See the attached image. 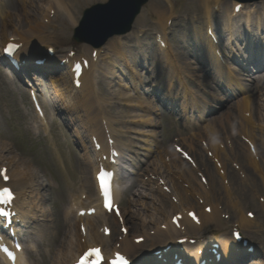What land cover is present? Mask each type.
I'll return each instance as SVG.
<instances>
[{
    "label": "bare ground",
    "instance_id": "obj_1",
    "mask_svg": "<svg viewBox=\"0 0 264 264\" xmlns=\"http://www.w3.org/2000/svg\"><path fill=\"white\" fill-rule=\"evenodd\" d=\"M96 0H40V2L43 3V5L39 6L37 11L35 10H29L31 5L34 3V0H20L19 10H16V12L8 11L7 7H5L3 4L0 3V18L2 19V25L0 27V46L2 47L6 42L9 41V39H19L21 43H23V48L20 51V54L23 59H35L37 58V55H35V52L32 51L35 46L33 44L38 42H45V35L47 37H50L52 33L49 35V26L46 25L41 20V13H43L44 9V3H47V11L48 14L53 9H56V12L61 13V19H55L56 21H51L52 23L56 22L59 25H62L66 30L73 27L77 21H78V12L80 9H82L85 5H90ZM103 2L104 0H97ZM193 4L197 5L194 6L200 10L199 14L195 15V18L200 20L201 18V26H192L190 29L194 31V34H192L193 42L195 40L198 41L199 45L197 46L199 49L204 51L206 55H209L212 57V61L218 66H215V68L222 72L223 75H225L228 79V84L234 85L236 87V91L238 95L243 96L240 100V103L243 100V106L242 113L245 114L249 110L252 112H256V109L253 107L252 103V97L249 98V89L248 87L240 82L239 78L236 76V72L232 71L225 67V65L221 61V57L218 55V52H221L224 54L225 60L231 59L234 56L238 57L244 54V48H247L249 44L256 45V40L259 38L262 41H264V2L260 4H249L245 5L240 15L234 14V8L236 7V3L231 5H224V2L222 0H195L193 1ZM25 8V11L23 10ZM43 11V12H42ZM151 11H153L157 18V26L162 33L163 37H161L160 40V49L163 51L162 56L164 57V60L166 61L167 65L171 69L172 78L171 83L169 81V86H171L173 89H176V86L178 83L184 88V98L185 103L187 106H190V102H193V106L196 105L197 112L199 115V121L205 122V114L203 112H206L209 106H203L197 99L195 98V93L193 89L188 85L187 83V77L184 74V69L181 68L178 64V62L175 61V56L173 54V51L171 49V46L169 44V41L167 40V31H168V20H170L173 15L174 11H172V7L169 5V10L167 8H164L161 3L155 2L152 7ZM218 11V12H215ZM39 12V13H37ZM217 13H220L223 16L222 22V30L218 34V43L216 44L208 35L209 30H212L216 34L215 26H214V17L217 15ZM48 14L45 15V18H48ZM245 26V29L244 27ZM54 28V27H53ZM56 30V28H54ZM57 32V30H56ZM131 36L127 37L130 38ZM181 37H184L185 39L188 38V35L184 32H181ZM194 37V38H193ZM258 39V40H259ZM150 43V38H147L145 40H138L136 41L138 46H130L127 43L122 44L121 38H113L108 43V55L107 60L109 61L106 68L103 70L101 69L99 71V64L102 62H98L99 56L101 60L104 58V50H98L96 53V58L93 57V54L95 53L94 49L90 52V57H86L90 60V68L89 70H84L83 76L81 78L82 86L78 89L74 86L73 82V73H72V67L74 62L80 61L78 58L73 57L70 58L69 56L65 57L64 59L66 61H70V68H71V75L70 78H72V87L70 88L69 93L66 95L67 98H64L65 101L69 104L73 103L75 105V110L72 112L77 114L83 121V123L88 126L91 130H97L102 134V137L104 139V134L102 131V119H104L109 127L110 130L114 134H116L117 129L115 128V124L118 122L115 120L111 114L105 109L108 105H119L117 109L118 116L121 117L122 121H131L133 125H138L133 128L136 132L143 135V138L141 140H138L139 143H141V149L144 150L146 158L153 156L156 151H154L153 145L156 146V139L152 138V136L155 135V132L153 130H150L154 124H150L148 122V118L152 117L150 114L152 111L151 107L152 104L150 101L142 95L141 88L144 85L143 80V73L144 69L143 67V57H140L139 54L143 53L142 47L144 46V41H147ZM165 44V47L162 45V43ZM234 42V44H233ZM243 42V43H242ZM260 42V40L258 41ZM241 43V45H240ZM238 45V47H236ZM125 46V47H124ZM153 46V44H152ZM180 48V47H179ZM133 49H136L138 52L134 51ZM34 50H36L34 48ZM154 54V46L153 50L148 49L146 51V57H150V55ZM183 54V52H178V54ZM204 55V54H203ZM182 55H179V57ZM256 54L249 53V58H255ZM195 57V56H194ZM197 59L200 61L201 59H204L201 57L199 59L198 56H196ZM205 57V55H204ZM214 58V60H213ZM156 59V57L154 58ZM52 60V59H51ZM156 61L160 62L156 59ZM49 67H55V61L52 60ZM40 69H43L42 67H36L34 65H30L27 68H24L26 70V74H30L32 71L39 72ZM46 69V68H45ZM23 70V71H24ZM46 71V70H45ZM99 72V75L105 76L106 83H107V91L109 92V95L102 93L100 94V85L98 83V77L97 73ZM156 73V70L154 71ZM130 75V76H129ZM124 78H127L128 82L125 81ZM203 78H207L203 76ZM54 80V77L51 78ZM64 78H55V81L59 82L62 81ZM54 81V83H56ZM262 79L260 78L258 83H260ZM248 82V81H247ZM162 83H165L164 81ZM40 88V87H39ZM38 86H34L32 89L33 91H36L39 89ZM251 90V89H250ZM254 89L252 88L251 92H253ZM78 93H81L83 96L86 97V100L88 102H91L88 105H82L81 102L78 99ZM171 93L174 94V91L171 90ZM198 98H200L198 96ZM216 99H219L216 97ZM94 100V101H92ZM71 101V102H70ZM61 104L64 107H67L66 104L61 102ZM86 107V109H85ZM263 107V106H262ZM79 110H81L80 115ZM194 108V107H193ZM264 113V112H263ZM246 121L250 123L253 119L246 118ZM37 121H40L43 123L45 130L48 131L49 124L46 123V118L40 119L39 117H36ZM232 118L228 121H221L220 125L224 133H228L234 129L237 128V126L234 124L230 126ZM187 121L189 123H192L193 121L197 122L195 118L188 117ZM101 122V124H100ZM196 124V123H194ZM202 131H200V134L208 135V139L210 142V147L215 151V154L219 156L221 154L219 150V144L221 142V138H219V134L217 133V130L214 127L210 126V122H205ZM128 130L130 131V127H128ZM241 131H248V125L246 123L241 122ZM262 132H264L263 129H261ZM119 132V131H118ZM137 133V134H138ZM200 136H197L196 134L191 135L189 140L190 146L194 144V141L196 138H199ZM126 144L123 143V147L130 148L129 144H135L136 139L131 137H126ZM254 141L258 144L259 142L261 144H264V139L260 136L258 137L256 134L253 136ZM252 138V139H253ZM205 139V138H201ZM134 142H133V141ZM117 141L119 144H121V140L119 137H117ZM253 143V142H252ZM261 146H258L257 154L259 155L261 150V155L264 156V148H260ZM88 151V150H87ZM247 152V151H246ZM55 159V164L57 165V169L59 172L63 175V178H69L67 180L71 179V173L68 172V163L65 161V159L59 154L58 149ZM248 163H250L251 166L256 168L257 172H260V166L253 155V153L250 151L248 152ZM19 156L17 155V150L15 148H12L8 146L6 142L0 141V168L1 167H8L11 177V183L16 185L18 187V193H19V201L16 202L17 207H19L23 212H26L27 214V221H29L32 217L35 218L36 212H39V204L42 201V192H41V186L37 183L35 177H34V171L35 168L31 163H27L26 160L18 159ZM230 159V156H229ZM228 159V160H229ZM227 160V161H228ZM223 168H225L224 164L227 162L225 159L223 160ZM237 162L236 160H234ZM233 161V162H234ZM91 167L88 169V167H85V171L87 174V178L85 180L84 189L88 190H94V195H90L88 198V203L93 204L98 198H97V192H96V182L95 180L93 182H90V177L93 173L96 172L95 164L90 160ZM67 164V166H66ZM240 171H243L242 165L240 167ZM225 173V172H224ZM228 174V175H227ZM232 174V173H231ZM227 175V176H226ZM187 179H184L188 181L189 189L181 188L178 185H175L172 188V194L173 197L177 199V202L174 203L171 201L167 204L160 203L159 208H157L153 214L154 215H139V217L135 216L131 218L130 215V209L129 208H123V216L125 217V223L129 227H131L132 235L129 233L123 240L119 241L120 243V251L129 255L131 258H135L138 256H141L145 252H154V248L159 244H170L171 240H174L176 237H178L181 233L176 230L172 224L171 220L176 213L185 215L181 221L182 225L187 226L191 231H195L198 229L196 225L193 224V222L187 217L186 213H188L192 208L193 201L197 200V197H199L200 200H205L208 204L212 207V213L207 214L205 213L204 208L203 212H199V216H201V223L202 226L209 224L214 225L213 230H215L214 235L217 236L221 234L220 225L222 224V227H224L227 222L222 220V213L220 212V208L216 204L217 202H214L210 199V196L213 194L220 195L222 197V200L226 207L233 208L236 212L239 211L238 216L239 217V223L240 226L244 230H249L254 225V221L249 220L246 215H243V212L239 206V202L241 198H245L246 196L243 195V190L240 187H237L234 185L235 188H231L230 186H226L227 184L231 183V180L229 178L230 173L229 171L225 173L223 176H217L214 174L209 173V186H204L200 183V181L195 177L194 173L189 172L188 174H185ZM264 185V180H262ZM121 183H119V188L121 187ZM242 185V184H241ZM148 186V185H147ZM121 189V188H120ZM151 191H153L151 187ZM239 192L237 198H235L234 192ZM165 200L170 197L168 194L164 195ZM232 196H234L232 198ZM117 201L120 202L122 198V192H117ZM80 198L77 196H73L71 199V202H78ZM87 202V201H86ZM129 205L132 204V201L128 202ZM41 206V204H40ZM260 211L264 212V204L259 205ZM190 207L188 210L186 208ZM133 209V208H132ZM154 210V208H152ZM36 211V212H34ZM45 214H42L44 216ZM69 216V214H67ZM160 216V217H159ZM38 217V215H36ZM103 216L97 215L95 217H90L85 219V223L87 226L86 231V237H82L78 232L75 231V228L80 223V219L77 217H74L73 222L71 224L70 230H69V236L68 241L66 242V246L68 247V250L61 251L58 253L57 258L55 260V264H74L77 257L88 247H91L93 245H100L105 244L109 242L110 244V252H114L118 249L116 248V245L112 244V238L108 239L103 236L99 235V232L96 229V223L98 220H102ZM68 219V218H67ZM163 221V223H161ZM161 223V224H160ZM165 224L167 225L168 230L164 231L161 229V225ZM53 228L51 226H44L41 225L38 228V233L40 239L44 242H52V236L56 235V232H53ZM149 230H155L157 231L154 236H152L148 231ZM134 234V235H133ZM213 234V233H212ZM122 235V234H121ZM140 237H146V239L149 241L148 247H142L140 245H137L134 240ZM200 239L207 240L206 236H200L197 237ZM83 239L84 243H83ZM222 243L219 248V253L221 254L222 259H226L224 261L225 264H239L240 260L238 257L235 258V255L238 249H243L242 246L237 244L235 240L232 239V237H228L225 235V241H220ZM201 242H198L194 246H178L175 249L178 250L180 253H184L185 256H188L190 258H197V252L201 249ZM205 245V243H204ZM207 249L211 248L213 245V241L208 240L206 243ZM119 252V251H116ZM26 256V255H25ZM212 256V255H211ZM214 260L216 259V256H212ZM26 258V257H25ZM203 258V257H201ZM240 258V257H239ZM243 258V257H242ZM0 259H3L5 263H7L4 259V257L0 254ZM24 259V255H22L21 259L19 260V264H21L22 260ZM60 262V263H58ZM212 264H215L213 262Z\"/></svg>",
    "mask_w": 264,
    "mask_h": 264
},
{
    "label": "rangeland",
    "instance_id": "obj_2",
    "mask_svg": "<svg viewBox=\"0 0 264 264\" xmlns=\"http://www.w3.org/2000/svg\"><path fill=\"white\" fill-rule=\"evenodd\" d=\"M105 1L107 2L108 0H104L103 2ZM148 1H149L148 4L142 10L141 16L138 17V20L136 21L135 26L137 29L142 30V32L149 31V33L152 34V33H156L155 30L159 28L157 26L156 15L153 11H151V7L155 2H160L164 7L165 0H148ZM171 1L173 3L174 10H175L174 19H173L175 27H170L168 31V39L172 46V50L175 55H177L179 51L183 52V54L180 53L177 55V60L179 61V64H181L180 66L185 70L184 71L185 74L188 77L193 78L195 80H197L198 78V81L200 80V84H201V79L203 82L207 81L206 82L207 84L204 83V85L203 84L201 85L203 86L207 85L209 86L208 88L210 89L212 86V81L215 78V75L217 74V72L215 71L210 74L204 73L205 69L212 67L213 62L210 59H206V57H204L203 55L205 53H203L202 51H198V52L194 51V49L198 50V47H197L198 45L195 41L193 42V39H191L192 34H194V31L191 30L190 28L192 26H201V24L196 25V23H194V21H192L191 19H188V20L183 19L187 16L199 14L200 10L196 8L197 5L193 4V1L195 0H171ZM229 1L231 0H224V4L231 3ZM97 2H101V1H97ZM0 3L3 4L5 7H7L8 11L16 12V10H19L18 0H0ZM92 4L85 5L82 7V9L88 8ZM41 5H43V3L40 2V0H34V3L31 5L29 10L37 11L38 7ZM46 5L47 3H44L43 10H45ZM42 16L43 15L40 16L41 19H42ZM53 17L55 16H52V20H55L56 17L55 18ZM81 17H82V12L78 17L79 18L78 22L80 21ZM216 19H217V22H220L223 20V16L215 17V21ZM78 22L68 30H66L62 25H60L57 33H54L53 29L49 28V33L50 34L52 33V35L49 37V40H47L48 44L50 42V44L56 46L58 51L61 53L67 52L70 49H74L75 51H78V53L80 54H86L84 51V48H89V47L84 44H77L73 40V31L78 26ZM1 25H2V19L0 18V27ZM181 32L186 33L188 35V38L185 39L184 37H181ZM143 43H144V46L142 47V49L144 52L139 54L140 57H145L147 55L146 51L148 49L153 50V46H152L153 42L151 39H150L151 44L148 43V40L144 41ZM134 51L138 52L136 49ZM179 55H182L180 56V59L178 58ZM196 56H198L199 59H201V57H203L204 59H201L199 61ZM143 60L146 65L150 66L149 70L144 69V73H143L144 81L147 80L146 83L150 84L151 86L153 85L154 82H156L157 80L156 78L160 77L161 75V71H162L161 64L156 63L153 65L154 63L153 53L152 55H150L149 58L147 57L146 59L144 58ZM231 67L236 69V73H238V77L239 79H241L243 83V79H246L244 74L241 72V70L236 68V66L232 65ZM155 70H156V73H154ZM203 76L207 78H203ZM190 83L193 86H197L192 82ZM247 84H248V87H251V90L252 88H255V91L253 92L250 91L249 93L253 97L254 106L257 108L256 113H255V118L257 121L264 122V113H263L264 110H260L258 108V104L264 105V99L260 100V97L258 95V91H257V88L254 82L253 83L246 82L245 85ZM48 86L49 84L47 83V85L43 86V89L45 90L48 96L52 97L51 91L48 88ZM150 86L148 87L150 88ZM217 86L218 88H220L219 86H222L221 81L217 83ZM100 88H101L102 93H107L106 79H105V76H102V75L100 76ZM215 92L217 93L220 99L224 98L225 95L223 94V91H221L222 94L219 93L217 90H215ZM215 92L210 89V94L205 95L204 93H201L199 95L200 100L203 99V100L211 101L207 103L210 106L208 107V114L210 113L211 110H213L214 107H218V103L215 104V102L213 101V97H215L216 95ZM263 93H264V90H263ZM108 95H109V92H108ZM153 98H155V96L152 97V100ZM236 101L230 104L227 109L231 113L234 114V119L237 123L239 122V115L235 113L234 111V105ZM153 104H154V108L157 107V109H159L156 112L160 113L158 118L154 115V113H151V115H153L152 117L156 118L155 120L157 121L156 124H158L157 125L158 137L156 138L157 140H159V142L157 143L159 146H163V148L170 147L171 144L174 142V138H176L175 136L180 131L182 132L183 135L189 134V132H191L190 130L189 131L184 130L182 128V124L179 121L175 120L174 118H171L166 113H162L160 107L158 108V106H156V103L153 102ZM110 110H111V113H113V117L118 116L116 110H114L113 108ZM213 117L215 116L209 115L210 121H212ZM22 119H23V115L21 114L19 110V100L17 99V96L14 92V88L6 83L5 72L0 69V141L6 142L8 146L16 148L17 155L19 156L18 159L24 160L25 158H27L25 159L27 163H29L30 161L31 164L32 163L35 164V167H38L40 169L43 176H49L57 182L56 186H54L52 190L46 189L44 191L45 196L48 195V199H46L47 214L48 216L49 215L51 216L49 218L47 217L46 219H44L46 220V222L43 221L42 223L44 226L45 225L51 226L53 228L52 229L53 232H56V235L55 236L51 235L52 242L49 243L45 241L41 243L40 245L38 244V247L41 251V256L35 257L36 264H53L52 258L57 251L61 250L62 242H64L65 240L64 234L66 233V231H65L64 220H63V216H64L63 212H64V206L67 203L68 193L72 192L73 189L68 188L65 182L62 181L63 175L59 172V170L56 167L57 165L55 164L54 154L50 152L51 142L42 141L40 139L41 142L39 143L36 141L39 139H35V138L32 139V136L30 135L28 130H26V128L23 127ZM153 124L155 123L153 122ZM192 129L193 128H191V130ZM194 129L195 131H192V132L200 131V129L198 130V128H194ZM230 134H232L231 136L236 137L238 141V149H236V158L239 160V164L242 165V169L248 178L245 181L240 179V176L238 175L236 169L229 162L228 169L230 170L229 178L231 180V183L227 184L226 186H230L233 189L235 188L234 185H236L237 187H240L239 190H241L242 188V190L244 191L243 195H245L246 197L240 199L239 206L243 212V215H247V213L253 212L256 215L257 224L255 227L249 230H243V232L246 233L247 236H249L254 242H258L260 243L259 244L260 246H264V213L260 211V207H259V205L264 204V185L262 183L263 182L262 180H264V156L261 155V150H260V155H258V159H259L258 163L261 167V171L260 173H258L254 167L248 164L247 162L248 153L242 147L243 141L238 136H236V129L232 130ZM132 136L134 138L141 139L136 133H133ZM257 136L258 137L260 136L261 138L264 139V132H257ZM222 139H224L223 135H222ZM55 143H57V145H60L59 149L62 153L61 156L68 163L69 165V167L67 168L68 172L71 173V177L73 178V180H75L78 174V170L81 167H83V162H82L83 160H79L81 159V157L71 152L73 148H71L70 144L67 143V140L63 135L59 137L56 136ZM258 144L259 146L264 148V144H261L260 142ZM62 146H64L65 148H63ZM198 148H200L199 143H198ZM66 154H68V156L70 154L73 157H68ZM203 156L205 155L203 154ZM142 159L143 157L140 158V160ZM201 165H203V168L207 167V165H205L204 160L201 162L200 167ZM210 167L214 168L212 163ZM213 173L215 174V172ZM139 179L140 178L135 179L136 185H138ZM132 191L135 192V188L133 190L130 189V191L123 196L124 202L122 203V206L124 208H128V201L133 199ZM239 192L238 191L234 192L235 198H237ZM233 197L234 196H232V198ZM157 198L159 200V201H156L157 206L158 204L160 205V203L167 204L168 202L173 201L172 199L170 200V198L168 200H165V198L161 199V197H158V196ZM210 199L220 203L218 205L223 210L222 212H224V214L229 215L231 217V221H229L230 223L232 222V220H236L239 218L237 217L239 211L236 212L233 208L226 207V205L224 204L222 200V197L218 195V193L211 195ZM135 200H138V199L136 198ZM150 202L151 201L148 199L144 200V203H150ZM193 204H194L193 207L195 209L202 210V208L207 203L203 199L202 200L197 199L196 201H193ZM142 206L132 207L133 209L132 208L130 209L131 206H129V209H130L129 217L131 218V216L139 217V215H146L144 211H141ZM151 207H153V204L150 203L149 206L143 207L142 210H145L146 208V212L150 214L152 212ZM154 209H156V205ZM161 223H163V221ZM222 229L224 231V234L228 233L230 236L229 225L228 227H223ZM33 232L35 234V231ZM149 232L153 234L154 231L149 230ZM203 232H204L203 234L206 233L205 231ZM118 236H119V233L116 234L115 238H117ZM50 250L52 251L54 250L53 256L51 255ZM251 264H259V261H252Z\"/></svg>",
    "mask_w": 264,
    "mask_h": 264
},
{
    "label": "snow or ice",
    "instance_id": "obj_3",
    "mask_svg": "<svg viewBox=\"0 0 264 264\" xmlns=\"http://www.w3.org/2000/svg\"><path fill=\"white\" fill-rule=\"evenodd\" d=\"M15 46H9L7 51H13ZM7 170H0V175L3 176L4 181H8L10 177L6 174ZM97 179L100 182V190L105 200V207L111 209L112 207V192L110 190L109 184V174L104 170H101ZM15 199L14 192L9 187H4L0 189V204L2 205H11L13 200ZM10 212V209L7 211L4 207H0V215L7 216ZM251 215V214H250ZM195 218V217H194ZM107 231V230H105ZM0 250L7 251V248L0 244ZM91 258V259H89ZM104 257L101 253V249L99 248H92L88 251L86 256L81 258L80 264H102ZM110 264H129L127 258L120 254L119 252L116 253V259L111 261Z\"/></svg>",
    "mask_w": 264,
    "mask_h": 264
},
{
    "label": "water",
    "instance_id": "obj_4",
    "mask_svg": "<svg viewBox=\"0 0 264 264\" xmlns=\"http://www.w3.org/2000/svg\"><path fill=\"white\" fill-rule=\"evenodd\" d=\"M138 4H141V3H138ZM137 5V4H136ZM138 7V6H137ZM140 7V6H139ZM131 17L128 19V21H126V24H129V22L131 21Z\"/></svg>",
    "mask_w": 264,
    "mask_h": 264
}]
</instances>
